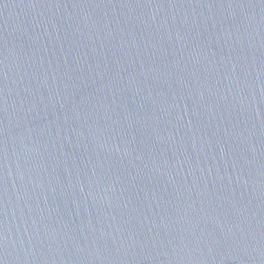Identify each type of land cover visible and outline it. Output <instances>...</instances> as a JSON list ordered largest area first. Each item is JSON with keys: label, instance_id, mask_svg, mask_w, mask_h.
I'll return each mask as SVG.
<instances>
[{"label": "water", "instance_id": "obj_1", "mask_svg": "<svg viewBox=\"0 0 264 264\" xmlns=\"http://www.w3.org/2000/svg\"><path fill=\"white\" fill-rule=\"evenodd\" d=\"M0 264H264V0H0Z\"/></svg>", "mask_w": 264, "mask_h": 264}]
</instances>
